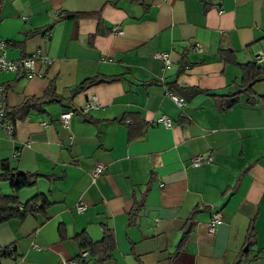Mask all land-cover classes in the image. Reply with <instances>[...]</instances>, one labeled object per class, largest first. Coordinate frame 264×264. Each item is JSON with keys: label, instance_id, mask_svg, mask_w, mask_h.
<instances>
[{"label": "crops", "instance_id": "obj_1", "mask_svg": "<svg viewBox=\"0 0 264 264\" xmlns=\"http://www.w3.org/2000/svg\"><path fill=\"white\" fill-rule=\"evenodd\" d=\"M0 37L35 60L0 71V167L33 177L0 180L30 209L0 264H264V0H1Z\"/></svg>", "mask_w": 264, "mask_h": 264}, {"label": "trees", "instance_id": "obj_2", "mask_svg": "<svg viewBox=\"0 0 264 264\" xmlns=\"http://www.w3.org/2000/svg\"><path fill=\"white\" fill-rule=\"evenodd\" d=\"M0 2H1V0H0ZM243 66H248V68H250L252 70L250 72V80H248L247 82H249V81L252 82L253 80L260 78V76L264 77V66L260 65L256 61H251V62L248 61ZM243 86L244 85L237 87L238 93H240L244 90ZM31 99H33V98H31ZM235 100H236V97L235 98L231 97V99H229L227 101V103H228L227 106H224V108H227L229 106V104H232ZM163 115H165V114H163ZM209 161H207V162H209ZM0 180H8L11 188L13 189V191H15L24 185L31 184L33 182V177H32V174L19 172V171L15 170L13 167H11L8 164V161L3 160L1 162V167H0ZM21 207L22 208L19 209V202H18L17 197L14 193L13 194H2V193H0V222L10 218L11 216L17 215L18 212H22V215H23L24 213H26L27 211L30 210L26 206L21 205ZM19 210H21V211H19ZM136 210H137V207H134L133 212H135ZM133 212L132 211L129 212L130 218L132 217L131 215ZM192 224H193V220L191 217H189L187 220V227L183 230V233H182L183 240H185V238H186L185 234L188 233V228L191 227ZM252 234H253V227L250 226L249 231H248V235L250 236ZM83 238H85V237L83 236ZM100 241L103 243V246L105 247V250L103 252L104 255L109 256L111 249L114 248L113 233H112L111 229H109V230L105 229L104 235ZM89 247H90L89 251L93 252L90 244H89ZM13 249H14L13 246H5V247L0 248V257L10 254V252L13 251ZM240 258L233 261L232 264H240V261H241ZM82 264H87V263L82 262Z\"/></svg>", "mask_w": 264, "mask_h": 264}, {"label": "built area", "instance_id": "obj_3", "mask_svg": "<svg viewBox=\"0 0 264 264\" xmlns=\"http://www.w3.org/2000/svg\"><path fill=\"white\" fill-rule=\"evenodd\" d=\"M5 44H6L5 40L2 37H0V71L16 72L19 70V68L23 67L24 69H26L28 71V74L30 75L32 73V71L34 70V65H35L34 58L33 57H22L19 59L18 58L17 59L8 58L6 55ZM199 48H200V45L198 43H196L194 49H199ZM157 57L162 58L166 63L169 62L168 54L166 52L157 53ZM255 60L257 63L264 61V54H260V53L256 54ZM173 98L179 106H181L183 104L180 97L173 95ZM94 101H95V98L92 97V99L90 101H88L86 107L94 106L95 105ZM4 115H5V111L3 109V104H2V88L0 86V117H3ZM71 115H72L71 111L62 112L61 113V122L63 124H67L70 120ZM159 121L164 123V125L166 127L171 126L170 120L165 115H162L161 117H159ZM211 158L212 157L210 155H206L204 153L197 155L196 157H194L192 159L191 165L192 166H199L200 164L211 160ZM101 170H102V166L100 164H96L91 169L92 177L95 179L99 175ZM75 208L77 211H84L86 209V205L84 203L78 202L75 204ZM220 220H221L220 212L219 211L215 212V213L213 212L211 215V218L208 222V231L209 232L213 231L215 224L220 222ZM86 253H87L86 250L82 251L81 257L83 258V256Z\"/></svg>", "mask_w": 264, "mask_h": 264}]
</instances>
